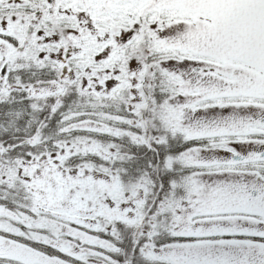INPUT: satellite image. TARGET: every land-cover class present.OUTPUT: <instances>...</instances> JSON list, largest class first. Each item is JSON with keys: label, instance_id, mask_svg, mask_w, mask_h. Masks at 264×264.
<instances>
[{"label": "snow or ice", "instance_id": "obj_1", "mask_svg": "<svg viewBox=\"0 0 264 264\" xmlns=\"http://www.w3.org/2000/svg\"><path fill=\"white\" fill-rule=\"evenodd\" d=\"M0 264H264V0H0Z\"/></svg>", "mask_w": 264, "mask_h": 264}]
</instances>
